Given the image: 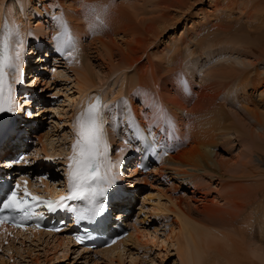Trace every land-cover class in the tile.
<instances>
[{
	"label": "rangeland",
	"instance_id": "obj_1",
	"mask_svg": "<svg viewBox=\"0 0 264 264\" xmlns=\"http://www.w3.org/2000/svg\"><path fill=\"white\" fill-rule=\"evenodd\" d=\"M24 1L21 2V5L19 0H0V19L5 16L10 17L11 20L14 19L12 21L19 25L23 34L24 32L28 34V30L31 33L36 31L38 29L37 22L41 20V26L45 30L42 38L44 41L50 42L51 37L60 31L52 17L65 15L63 18L68 28H71L69 30L76 41V50L73 52L71 62L66 57L67 63L63 62L65 59H59L60 56L56 54L57 52L53 53L52 51L53 54L48 58L44 71L42 70L35 77V75H31L36 73L32 69L31 73L26 74L27 77L25 76L24 79L27 82L25 80L23 87L14 85L17 95L14 115H21L22 108H19L18 100L23 109L27 103L31 104V107L34 104H36L34 106L36 108L39 106L38 115L34 111L31 112V115H29L30 112L28 113L29 118L34 120L39 116V121L36 122L37 128L29 144L35 151L39 150L40 156L44 153L47 154L46 152L56 153L53 163L43 169L49 179H53L57 184L63 183L66 174L64 157L72 152L71 145L76 138L73 133L75 132L73 127L75 117L80 108L86 106L89 98H93L92 95L96 93L94 90L100 92L102 103L109 106L103 110L102 118L106 139L110 138V143L109 141L107 143L110 146L109 157L112 161L118 158L117 153L123 147L122 143L125 142L123 139L125 137L126 140L128 132L130 138L127 137V140L136 144V140L134 142V139L131 140L133 135L125 123L126 120L123 121L125 118L122 120L123 114L125 111H129L130 107L118 103L122 98L127 101L129 92L133 97L131 98L133 103H131L135 112L138 113V117L142 116L146 119H142L143 123L148 126L152 123L153 109L151 105L153 102L163 108L165 106L169 116L176 119L174 123L180 122L179 128L175 126V129L186 142L190 138L191 128L195 125L194 120H190L192 115L185 111V113L176 114L171 110L179 107L177 106L178 99L184 101L188 110L196 106L195 103L200 94H203L200 86L207 76L203 79L201 73L194 76L189 75L186 70L188 66L189 69H193V63L190 65L186 63L185 51L188 48L195 50L191 56L196 55L194 59L202 61L206 60V53L211 51L228 49L230 53L235 54L236 50L240 52L239 48L240 50H242L241 48L246 49L245 46L247 47L249 44L261 46L264 42V0H75L73 2L75 8H67L68 0H60L58 4L56 0ZM61 1L64 2V8L63 4L60 5ZM51 3L55 5L54 14L52 10H50V15L40 14L39 8L48 9L47 6ZM215 3H218L219 7L214 6ZM70 8L73 9V12ZM97 16L99 21H97ZM84 17L87 18L88 23ZM123 21L131 23V26L123 25ZM120 25L123 27L121 30L129 28L131 35L126 36L123 32L121 33ZM25 27L28 30L25 31ZM194 32L201 35L198 44H196L195 37L191 38L194 36ZM239 38H244V40ZM245 40L246 42H244ZM31 42V38L28 39L27 36L26 43L30 44ZM188 43L191 47L186 46ZM184 46L187 48L184 49ZM253 52L252 55L250 52H246V56L253 64L249 68L253 71L249 75H245L241 82L245 86L241 90L239 87L238 94L242 98L241 95L247 91V95H251V98L249 97L247 100L251 109L264 115V93L263 96L260 95L261 92H264V53L261 51L259 53L257 49L255 51L253 49ZM31 53L33 52L31 51ZM46 53L41 51L40 54L44 56L47 55ZM175 54L182 56L181 66L180 62L176 61L175 66H179L178 69L170 67L169 71L165 68L169 64L166 58L173 57ZM36 56L39 55L36 54L30 58L34 59ZM179 58L178 60H180ZM132 63L133 65L130 67L129 65ZM236 66L239 68L242 65L236 64ZM255 69L260 74L256 75ZM79 73L80 75H89V79L94 82V87L88 91V97L80 108L79 103L81 104L82 100L74 87L76 75ZM186 75L191 76L194 82L190 96L184 95L186 91L179 84V80L184 79ZM140 76L144 77L140 78ZM234 93L236 92L234 91ZM141 96L143 97L141 98ZM27 97L32 100L26 99ZM71 97H76L80 101H73ZM42 103L43 105H41ZM243 108L241 102L233 100L231 107L233 113L241 114L246 111ZM227 109L230 110V107L227 106ZM232 115L234 116V114ZM235 119H238L237 115ZM246 119L251 125L253 136L257 140L264 141V134H262L263 137L259 136L261 131L255 129L256 122L251 118V114H247ZM137 120L141 122L140 119ZM72 129L73 131H71ZM184 129L188 133L183 132ZM153 130L157 131L158 126ZM189 144L187 142L184 150L190 147ZM215 150L217 159L222 164L220 169L222 175L216 174V172H213L215 175L201 172L199 175L203 176L194 179V185L187 183V179H182L179 174L170 172L164 154H161L162 157L155 162V165L159 163L158 171L152 169L155 171L149 172L148 175L135 172V168L131 167V161H127L126 165L122 166L124 182L132 180L130 181L132 183L129 184L138 188V196L134 204L136 207L134 213H138V216L131 231L137 224L140 230L150 231V235L155 233L157 237L155 241L152 242L148 238H142L143 241L144 239L148 240L147 243H145L146 240L138 244L135 241H128L126 249L119 253L120 256L114 255L111 259V257L105 255L104 257L99 253L95 256L90 252L78 253L72 247L67 253H64V249L54 246V243L51 242L53 239L48 240L46 234L39 241L28 239L24 240L22 245L17 241L14 242L15 244L10 243L11 246L14 244L16 248L9 254L7 246L4 247L8 254L0 252V256H2L0 264H184L181 262V256L179 258L176 253L174 245L168 242H162V244L164 243L162 245L160 241L164 233L170 232L171 228L172 230L175 228V232H178L179 223L175 212L177 208H174L175 211H173V203L175 205L176 200L179 204L175 206H180L184 212L183 217L186 215L189 218L187 219L189 221H185L186 225H189L188 222L194 221L191 222V224L193 223L192 228L187 225L188 231L191 229L190 232H193L194 229H196L195 231L198 229L200 232H210L208 234L217 241L218 246L215 250H209L207 255L202 254L211 259L214 258L212 264H264V243L259 240V225L256 226L254 215L246 217L253 202L260 200L262 194L259 192L264 191V151L257 150L254 143L245 146L242 138H234V140L232 138L231 142L226 138L221 139ZM170 151L168 155L177 156L176 150ZM162 163L163 167L161 168ZM164 164L167 167H164ZM116 169L120 171L119 168ZM251 200L254 201L249 203ZM159 202L164 206L166 204L170 210L165 209L166 206L164 208L162 205L165 211L163 213L157 211L155 207ZM256 205L257 203L254 206ZM208 213L213 216L212 219L215 222L209 221ZM219 216L223 218L220 219ZM204 227L206 228L204 229ZM183 237L185 238V236ZM190 252L195 253L192 249ZM11 257H13L12 260Z\"/></svg>",
	"mask_w": 264,
	"mask_h": 264
},
{
	"label": "bare ground",
	"instance_id": "obj_2",
	"mask_svg": "<svg viewBox=\"0 0 264 264\" xmlns=\"http://www.w3.org/2000/svg\"><path fill=\"white\" fill-rule=\"evenodd\" d=\"M19 1H20L19 4L22 5L24 0H19ZM26 1L30 2V0H26ZM59 1L60 0H56L57 4H58ZM65 1H67V0H65ZM73 2H75V0L74 1L68 0L66 2L68 7L67 6L66 7L67 8H69V7L75 8L74 7L75 4ZM63 3L64 2L60 3V5H62ZM117 4H118V2H117ZM213 5L214 6L217 5L216 7H219L218 3H215ZM47 7H48V9H46L44 7H40L39 8L40 14L45 13L46 15H50V10H52V12L54 13V10H53V8L55 7L54 4L51 3ZM58 8H59V6H58ZM63 8H64V4H63ZM132 8H134V7H132ZM61 9H62V7H61ZM70 10H71V8H70ZM72 10H71V12H73ZM83 11L85 12V10H83ZM76 13H78V12L76 11ZM104 13H105V11H104ZM82 15H84V14H82ZM10 16H12V15H10ZM63 16H65V15H63ZM122 18H121V20H122ZM86 19L87 18H85V20ZM5 20H7L9 23L14 22V21H12L13 19L11 20L10 17L5 16L3 19H0V25L2 23H4ZM40 21L37 22L38 23V25H37L38 30L32 31L33 33H31L30 30H28L26 27H25L26 29L24 28L25 31L26 30L29 31L28 34H27V32H24V34L26 33V35H24V36H26L25 37L26 41H27V36H28V39L31 37L33 39V42L35 44H37L38 47L41 45V42H43L42 41V34L45 31L44 28L41 26L42 24H41ZM86 22H87V20H86ZM126 23H128V22H124V21L122 22V24L123 25L124 24L127 25V27L131 26V23H128V24H126ZM121 27H122V25L119 26V30H121ZM69 29H71V28H69ZM128 29L129 28H127V30H121V33L123 32L126 36L127 35H131V33H130L131 31L128 30ZM44 36H45V34H44ZM53 37H52L51 41L47 42V43L51 44L50 45L51 46V48H50L51 52L52 51L53 52H58L56 50V45H55V41L53 40ZM193 37H195V39H197L196 44H198L197 42L200 40L199 38H201V35H199L198 33L196 34V32H194V36H192L191 38H193ZM239 39L240 40H244V38H239ZM244 42H246V40ZM240 43H242V42H240ZM263 43H262L261 46H256V45L253 46V45H250L249 42H248L249 46H247V47L245 46L246 49L241 48L242 50H240V48H239L240 52H238L235 49L236 50L234 52L235 54H233V52L230 53V51L228 49H224V50H219L218 49L219 51L216 50V52L215 51L214 52L211 51L209 53H206V60L203 59L202 61H199L198 59H194V57H196L195 54H193V55H195L194 57L191 56V53H193L195 50H192V49L188 48L185 51V56L187 58L186 59L187 60L186 63H189V65L191 63H193V69H189V66H188V69L186 70L187 72H189V75L194 76V75H196V73H201L203 79L206 78V76H207L206 80H203L204 83L201 84V86H200L201 91H202L201 93H203V94H200L199 99L195 103L196 106L191 108V110H188L185 107V105H184V101L178 99L177 101L179 102L180 105L178 104L177 106H179L180 108L178 107L177 109L171 110V111H173L176 114L177 113L180 114V112H184L185 111V112H188L190 115H192V116H190L191 117L190 120L191 119L194 120L193 122L195 123V125L192 128L190 127L191 128L190 138H189L188 141L185 142V140H183V138H182L183 136L180 135V133H178L176 131V129L174 128V134H173L172 138L170 140L166 141L165 140L166 133L161 131V128L163 127L162 124L161 125H157L158 126V130L157 131H154L153 129H152V131L155 133L158 141L168 143L169 147H168L166 155H168V152L170 150H172V151L176 150L178 152L177 156H173L172 154H170V155H168L169 156L168 157V156L165 155V159H166L165 162L168 163L167 164L168 167L166 166V164H164V167L170 168V170H171V171L169 170L170 172H174V174H176V173L179 174L182 179H187V183H190V184L194 185V182H193L194 179L203 176V175H199L201 172L202 173L207 172V174L208 173H212L214 175H215V173H213V172H216V174L218 173L219 175L220 174L222 175V172L220 170L222 168L221 167L222 164L217 159V156H216L217 154H216V150H215V147L218 146V143H220L221 139H225L226 138V139H228L229 142H231L232 138H233V140H234V138H242V142H243V144L245 146H249L250 144L254 143L256 148H257V150L259 149V151H264V141L263 140H259V139L257 140L253 136V131H252L251 125L248 124V120L246 119V115L247 114H251V118L253 120H255V122H256L255 129H259V131H261V133H259V136L263 137L262 134H264V117H263L264 115L260 114L258 111L254 112L251 109V107H250V105L248 104V101H247L249 97L251 98V95L248 96L247 95V91H244V94L241 95L242 98H240V96H239L240 94H238L239 93L238 92L239 91V87H240V90H241V88L245 86V84L243 85V83H241L244 80L245 75L247 76L253 71V70H250V68H249V66H251L253 64L249 60V58L246 56L247 55L246 52L247 53L250 52V54L252 55L253 49H254V51H255V49H257L259 51V53H260V51H261V53H264V50H262V48L264 47ZM26 44H24V52H23V55H22V65H21L22 82L17 84L13 80V82L15 83L14 84L15 86L18 85V86L23 87L24 83H25V79H24L23 75H24V72H25L24 71V67H25V64H26L25 58H26V56L28 54V52H27L28 48H26ZM186 46L187 47L190 46L189 43ZM187 47L184 46V49L187 48ZM226 48H227V46H226ZM47 50H49V49L40 48L38 51H35V53L37 55H39L41 53V51H44V53H45V52H47ZM244 53H245V55H243ZM203 54H204V51H203ZM42 55L43 54L39 55V60H40V58L42 59V57H43ZM234 55H236V56L233 57ZM204 56H205V54H204ZM178 57H180L179 58L180 60H178ZM181 57L182 56H179V54H177V56L175 54V55H173V57L168 56L166 58V60L168 61L167 63H169V64L165 68L169 69V71H170V67H173L174 69L176 68V70H177L179 66H175V63H176V61H179L180 62V66H181V61H182ZM184 59L185 58H183V61H185ZM66 61L67 60L65 59L64 62H66ZM186 63H184V65ZM236 64H238V66L241 64L242 66L241 67L239 66V68H238L236 66ZM132 65H133V63L131 65H129V66L131 67ZM263 70H264V68H263ZM255 74L258 75V74H260V72H256V69H255ZM36 76L37 75H35V77ZM191 76L186 75L184 77V80L187 82V88L189 89L188 92L186 91V94H184L185 96H187V95L190 96L191 91H193V89H191V88L193 87L194 82H193ZM142 77H144V76H142ZM142 77L140 76V78H142ZM74 82H75L74 83V87H76V91L79 93L80 99L82 100V103L81 104L79 103L80 107H82L81 105L83 103H85L84 101H85L86 97H88V93H89L88 91H90V89L92 87H94V82L89 79V75H86V74L80 75V73H79V75H76V78H75ZM132 89H131V91H132ZM234 91L236 93H234ZM263 93L264 92H261L260 95L263 96L264 95ZM127 95H128L127 107H130V111H131L132 115L135 117L136 122H138V120H137L138 119L137 118L138 117V113L135 112L134 107L131 105L132 101H131L130 97L132 95H130V92L127 93ZM13 96H14V98H16L14 86H13ZM92 97H94V94L92 95ZM103 97H104V95H103ZM178 97H179V95H178ZM75 98L76 97H74V98L71 97V99H73V101L74 100L80 101V99H78V98L75 99ZM27 99L28 100H32L29 97H27ZM233 100H237L238 103L241 102V105L246 110V111H243V113L241 112V114H243V115L233 113V110H231ZM185 103H186V101H185ZM20 105L21 104L19 103V108H21ZM226 105L230 107V110L227 109ZM173 107H175V106H173ZM38 108H39V106H38ZM83 108L84 107L80 108L79 111H82ZM184 108H186V109H184ZM244 108H243V110H244ZM164 109H165V106H164ZM21 110L23 111V109H21ZM168 110H169V108H168ZM32 111L37 112V115L39 114L38 110H28L27 114L25 116V119L29 118L28 113L29 112L31 113ZM128 112L129 111H125V114H123L124 115L123 119L125 118L124 121L126 120V122L128 121V115H127ZM231 112H232V114H234L235 117L237 115V117H238L237 120L231 114ZM252 112H253L254 116H253ZM12 114L13 113H0V117L2 116L3 119L4 118H8V116L12 115ZM189 114H187V115H189ZM14 118H16V116ZM31 120L36 125V122L38 121V119L34 120V119L31 118ZM172 120L174 122L176 121V119H172ZM193 122H192V124H193ZM138 124H139L140 128L144 129L145 133L147 134V130H148V127H149L148 124L143 123L142 121L138 122ZM178 124L177 123L175 124V126L177 128H179ZM190 126H192L191 123H190ZM104 127H105V125H104ZM36 128L37 127L35 126V129ZM124 129H125V126H124ZM185 129L183 130V132L186 131ZM117 133H118V131H117ZM186 133H188V132L186 131ZM127 135H129V132L127 133ZM25 136H29V135H27V134L22 135V137H25ZM127 137H126V140H127ZM109 139L110 138L107 139V142L109 141ZM123 140H125V137H124ZM135 140L136 141L140 140V143L136 144L135 146H133V144H130L132 141L129 142V144H127V145H125V142L122 143L123 147L125 146L127 149L126 150L124 149L125 151L124 150L121 151V149H120L119 152L117 153L119 159L115 162L116 163V168H119V169L121 168V166L124 164L123 162H124V159L126 158V155H132L133 152L135 154H137L140 151L139 147H141L142 144H146V143L150 144V143H152L151 137H149L147 141H144V140H141V139H137V138H135ZM135 140H133V142ZM187 142L190 143L189 144L190 147L187 150H184ZM109 143H110V141H109ZM109 148H110V146H109ZM172 151H170V152H172ZM7 152L8 151H7L6 148H4V147L0 148V154H7ZM62 154H64V153H62ZM161 154L162 153L160 152V149L158 148L157 152H156V154H154V156H155V158H158L159 156L161 157ZM160 160L162 161V159H160ZM157 161H159V160H157ZM165 162H163V163H165ZM163 163H162L161 168L163 167ZM1 165H3V163ZM159 167L154 165L150 170L155 169V170L158 171ZM116 168L113 169L114 173L116 174V183L113 186L114 187H122L123 174H121L122 171L120 172ZM135 169H134V171L136 172ZM37 171L38 170H36L35 173H37ZM194 171L197 172V174H195ZM148 174L149 173H147V175ZM187 176H189V177H187ZM208 177H209V175H208ZM199 183H198V185H199ZM46 186H48L49 188L57 190V188H55L54 186L53 187L50 186L48 183H46ZM259 194H262V196H261L259 201L251 200V202H249V203H252V201H254L252 206H251V208H250V212H249V214L247 213L248 215L246 214V217L247 216L248 217L249 216H253V215L255 216L256 226L258 224L259 225V229H260V232L258 233V236L260 238L259 240L264 243V191L259 192ZM230 196H232V195H230ZM252 199H253V197H252ZM256 203H257V205L254 206ZM176 204H179V202L177 203V200L175 202V205ZM162 205H163V203H162ZM162 205H161V202L157 203L155 209L157 211L163 213V211H165L164 208H165L166 204H165V206L163 205L164 208L162 207ZM175 205L173 203V206H174L173 207V211H175V209L177 208V211H175V212L177 213V217H178L177 221L179 223L178 232L177 233L175 232V228H173V230L171 228L170 232L164 233L163 237H161V240H160L161 244H162V242H168V243H171V245H174V247L176 249V253L179 255V258L181 256V258H180L182 260L181 262L184 263V264H212L215 259L214 258L211 259L209 256H205V255L203 256L202 254H206L207 252H209V250L210 251H212L213 249L215 250L217 248V246H218L217 241L214 239V237H212L210 234H208L210 232H208V233L206 232L207 233L206 234L205 231L200 232V231H198V229H197V231H195L196 229H194L193 232H190L191 229L188 231V229H189V228H187L188 224L186 225L187 222L185 223V221L187 219H189V218H187L186 215H185V217H183L184 216V212H182L183 210L180 208V206H175ZM253 206H254V208H252ZM258 207H259V209L257 210ZM165 209L170 210L168 208V206H166ZM211 209H213V208H211ZM237 210H239V209H237ZM246 211L247 212L249 211L248 208H247ZM230 214H232V213H230ZM233 214H234V212H233ZM208 216H209V218L208 217L207 218L209 219V221L211 223L215 222L212 219L213 216L211 214L209 215V213H208ZM246 217L244 216L243 218L245 219ZM222 218L223 217H220V219H222ZM191 219H192V217H191ZM192 220H194V219H192ZM215 220H216V218H215ZM223 220L225 221V219H223ZM187 221H189V220H187ZM191 222H194V221H191ZM191 222H188L189 223L188 226H190V227L193 224V223L191 224ZM129 223L132 226L135 223V221H133V222L130 221ZM218 223H220V222H218ZM208 224L210 225V223H208ZM208 224H206V225H208ZM198 225H199V223H198ZM214 226H216V225L214 224ZM205 228L206 227H204V229ZM132 229H133V227H132ZM132 229H130L128 231V234L126 236V237H128L127 239H125L126 237L122 238L121 240H119V242H117L116 244L112 245V247L97 248L95 250V252H97V254L98 253L101 254V256L105 255V256L111 257V259H112L113 258L112 256H114V255H119L120 256L119 253L123 252V250L126 249L125 247H126L128 241H133V242L135 241L138 244V243H142V241H143L142 238H148L149 240H152V242L157 239L155 233H154V235H150L151 234L150 231H147L145 229L144 230H140L138 228L137 224L134 225V230L133 231H131ZM46 234H47L48 240L51 241L53 239L51 242L54 243V246H56V247H58L60 249L63 248L64 249V253L68 252L71 242L69 241V239L67 237H65L64 234H62V235L53 234L52 235V234H49L47 232L44 233L43 231H33V238L36 241H39V240H42L46 236ZM183 236H185V238ZM145 240L146 239H144V241ZM147 241L148 240H146L145 243H147ZM46 242H48V241H46ZM164 246H166V245H164ZM15 248L16 247H14V244L11 246L10 242L7 243V247H6L7 251H11L12 252V250L14 251ZM190 249H192V251L195 252V253L190 252ZM219 256H221V254H219ZM0 257H2V256H0ZM215 258H217V257H215Z\"/></svg>",
	"mask_w": 264,
	"mask_h": 264
},
{
	"label": "snow or ice",
	"instance_id": "obj_3",
	"mask_svg": "<svg viewBox=\"0 0 264 264\" xmlns=\"http://www.w3.org/2000/svg\"><path fill=\"white\" fill-rule=\"evenodd\" d=\"M52 19L60 29L53 37L56 50L71 62L73 52L76 50L75 38L71 35L63 16H53ZM97 21H99L98 16ZM24 44V34L21 33L19 25L5 20L0 26V113L16 111L13 80L17 84L22 82L21 65ZM179 83L185 91L188 90L187 82L183 78L179 80ZM118 103L127 105V101L123 98ZM108 107L102 103L100 96L90 97L86 106L75 117L73 127L76 139L71 145L72 154L67 157L69 161L67 165L68 194L57 200H45L29 191L27 181L23 182L21 193L22 185L18 182L0 202V225L11 223L15 227H23L24 222L40 215L34 210L40 204L47 207L49 211H55L57 208L68 207L65 201L86 202L81 208L72 206V210L77 213V220L90 219L104 210L105 205L98 198L104 197L116 183V174L113 171L116 163L109 157V145L102 118L103 110ZM151 107L153 109L152 123L148 127L147 134L140 128L130 110L127 113V125L134 138L147 141L151 137L152 143L148 145L150 152L156 154L159 148L160 152L166 155L168 143L158 141L152 129L162 124L161 131L166 133L165 140L168 141L174 134L175 124L162 106L153 102ZM129 142L125 140V145ZM76 239L78 242L82 241V237L78 236ZM112 243H115V240Z\"/></svg>",
	"mask_w": 264,
	"mask_h": 264
}]
</instances>
